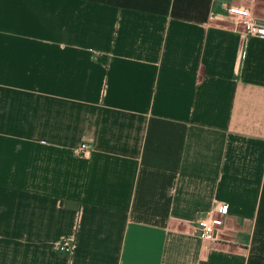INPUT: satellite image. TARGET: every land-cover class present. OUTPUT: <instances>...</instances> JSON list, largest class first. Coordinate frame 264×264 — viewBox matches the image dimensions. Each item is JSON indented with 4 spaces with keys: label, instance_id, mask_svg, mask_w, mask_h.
I'll use <instances>...</instances> for the list:
<instances>
[{
    "label": "crops",
    "instance_id": "1",
    "mask_svg": "<svg viewBox=\"0 0 264 264\" xmlns=\"http://www.w3.org/2000/svg\"><path fill=\"white\" fill-rule=\"evenodd\" d=\"M226 4L264 21V0H0V264H264V38Z\"/></svg>",
    "mask_w": 264,
    "mask_h": 264
},
{
    "label": "built area",
    "instance_id": "2",
    "mask_svg": "<svg viewBox=\"0 0 264 264\" xmlns=\"http://www.w3.org/2000/svg\"><path fill=\"white\" fill-rule=\"evenodd\" d=\"M227 12L234 17V23L240 28L244 35H252L264 38V21L255 18L246 6L226 4ZM91 150V143L88 140H81L75 146V152L86 154ZM218 204L215 203L211 213L198 214L193 219L194 229L204 242L216 240L219 229L222 227L223 218L217 212ZM216 212V213H215ZM72 247L71 240L63 239L59 244V250L70 252Z\"/></svg>",
    "mask_w": 264,
    "mask_h": 264
}]
</instances>
